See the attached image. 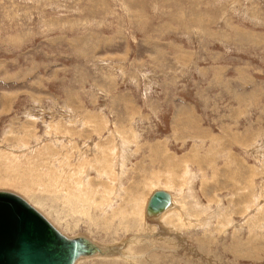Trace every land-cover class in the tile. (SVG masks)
I'll use <instances>...</instances> for the list:
<instances>
[{
    "label": "rangeland",
    "instance_id": "rangeland-1",
    "mask_svg": "<svg viewBox=\"0 0 264 264\" xmlns=\"http://www.w3.org/2000/svg\"><path fill=\"white\" fill-rule=\"evenodd\" d=\"M0 189L131 243L75 264H264V0H0Z\"/></svg>",
    "mask_w": 264,
    "mask_h": 264
},
{
    "label": "water",
    "instance_id": "water-1",
    "mask_svg": "<svg viewBox=\"0 0 264 264\" xmlns=\"http://www.w3.org/2000/svg\"><path fill=\"white\" fill-rule=\"evenodd\" d=\"M168 199L166 191H154L148 212L163 209ZM101 252L88 237L65 235L26 200L0 189V264H75Z\"/></svg>",
    "mask_w": 264,
    "mask_h": 264
},
{
    "label": "bare ground",
    "instance_id": "bare-ground-1",
    "mask_svg": "<svg viewBox=\"0 0 264 264\" xmlns=\"http://www.w3.org/2000/svg\"><path fill=\"white\" fill-rule=\"evenodd\" d=\"M177 166V162H174L173 163V167H176ZM178 167V166H177ZM207 171V170H206ZM4 190H6V189H4ZM157 190H162V189H157ZM154 191H156V190H154ZM154 191H152L151 192V194L154 192ZM13 192V191H12ZM15 194H17L18 196H20L21 198H23L24 200H26L28 203H30L32 206H34L30 201H28V199H26L25 197H23L22 195H20V194H18V193H16V192H14ZM168 193V192H167ZM151 194H150V196H151ZM149 196V197H150ZM149 197H148V199H147V202H148V200H149ZM147 202H146V205H145V215H147L148 217L149 216H152L153 218L155 217V218H157V216H160L161 214H163V213H165L168 209H170L174 204V202H173V200H172V197H171V195H170V193H169V199H168V206L166 205L165 206V208H163V209H161V210H159V211H157V212H150V213H148V211L146 210V206H147ZM35 207V206H34ZM36 208V207H35ZM39 212H41L52 224H53V222L42 212V211H40L38 208H36ZM171 210V209H170ZM54 225V224H53ZM55 226V225H54ZM61 232H63L62 230H60ZM65 235H67V236H69L68 234H66L65 232H63ZM73 236H75V235H73ZM86 237H88V236H86ZM139 237V236H138ZM92 242H94L95 244H97L100 248H101V250H102V252L101 253H98V254H95V255H93V256H98V257H104V258H107V257H109V256H115V257H118V258H124V259H122V260H125V259H128V260H130L131 259V257H132V255L128 252L129 251V246H130V241H129V239H127L126 241H125V244H124V246L123 247H118V248H116V247H112L111 245H105V244H101V243H97L92 237H88ZM133 238V237H132ZM137 240V239H136ZM244 243V242H243ZM247 244L249 243V242H246ZM116 246H118V245H116ZM119 246H122L121 244L119 245ZM249 246V245H248ZM248 248V247H247ZM246 249V248H245ZM248 250V249H247ZM247 252H249V251H247ZM246 255V254H245ZM251 255V254H250ZM89 257H92V256H89ZM88 257V258H89ZM87 258V257H86Z\"/></svg>",
    "mask_w": 264,
    "mask_h": 264
}]
</instances>
